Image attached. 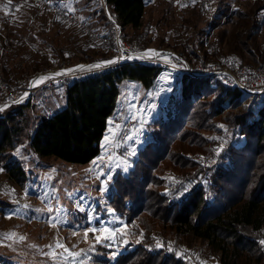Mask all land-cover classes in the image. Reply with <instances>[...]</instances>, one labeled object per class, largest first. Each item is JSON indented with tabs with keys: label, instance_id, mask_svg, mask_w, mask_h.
<instances>
[{
	"label": "trees",
	"instance_id": "trees-1",
	"mask_svg": "<svg viewBox=\"0 0 264 264\" xmlns=\"http://www.w3.org/2000/svg\"><path fill=\"white\" fill-rule=\"evenodd\" d=\"M55 2L66 8L61 1ZM107 2L125 38L134 39L147 1ZM226 7L222 14L227 21L215 33L219 46L215 54L263 64L264 42L256 44L253 39L257 37L255 29L264 34V0L236 5L232 11L229 4ZM87 21L93 27L92 21ZM228 23L235 28L229 31ZM16 26H8V31L22 38ZM76 29L81 38L86 37ZM105 36L109 46H87L88 38L87 42H73L69 37L73 48L66 49L56 40L53 54L59 63L64 58L70 64L108 59L114 41L110 32ZM25 40L18 52L4 58L11 61L4 67L6 73L17 75L15 70L28 62L34 70L53 63L49 55L41 54L39 59L26 49ZM150 41L149 37L146 44ZM181 50L188 61L196 56L187 45ZM215 54L205 50V59L214 60ZM160 72L156 66L125 62L109 71L72 78L66 106L51 116L41 112L34 123L28 110L37 106L31 102L0 112V168H6L18 182L26 177L15 154L26 139L39 156L92 162L101 155L120 83L139 80L149 88L156 84ZM178 80V94L167 117L151 124L150 139L133 166L127 172H117L108 193L110 207L134 237L113 255L112 248L98 244L92 264H203L202 257L192 260L187 237L194 243L206 242L218 264H264V244L260 243L264 240V95L255 96L252 106L243 107L240 91L226 88L215 77L185 74Z\"/></svg>",
	"mask_w": 264,
	"mask_h": 264
},
{
	"label": "rangeland",
	"instance_id": "rangeland-1",
	"mask_svg": "<svg viewBox=\"0 0 264 264\" xmlns=\"http://www.w3.org/2000/svg\"><path fill=\"white\" fill-rule=\"evenodd\" d=\"M59 1L67 10L76 14L77 18L91 20L93 31L105 38L100 43L110 45L105 36L110 32V25H107L108 20L104 18L105 13L98 4L92 0ZM146 1L148 6L143 23L148 26L149 33L141 46L144 49H171L193 65L209 60L205 59V50L211 53L206 45L207 39L208 43L212 40L219 48L215 33L227 21L226 16L222 14L226 6L229 4L232 11L236 5L244 6L251 2V0H195V3L193 0ZM2 6L4 8L1 7L0 15L5 13V6ZM35 11L37 10L32 8L20 10L15 16V23L18 34L24 40L28 39L25 48H30L28 50L39 59L42 57L41 54H47L53 63L60 60L53 54L56 40L66 49L73 48L71 40L87 42V37L81 38L75 27L55 23L48 12ZM233 26L228 23V30L234 29ZM254 31L257 37L253 42L262 44L264 34H259L257 29ZM139 35L138 30L134 39ZM149 37L151 41L146 44ZM100 43L91 45L101 46ZM185 45L196 55L192 56L191 61L181 54V49ZM230 57L237 62H245L237 56ZM6 60L7 58L1 60L4 62L3 67L11 64L10 60L5 62ZM62 61L70 64L66 58L60 62ZM31 65L28 62L15 70L17 80L23 86L28 83V78L35 71ZM163 78L166 81V90L162 93L159 81L149 88L139 80L124 79L120 83L117 107L109 118V121L120 126L112 129L114 133H118V138L110 135L109 141L106 142L103 137L101 155L90 163H72L56 157L39 156L28 145V139L24 140L15 154L24 165L26 177L18 182L9 176L6 168H0V264H92V256L96 253L98 244L112 248L111 255L123 250L122 245L134 235L124 220L110 207L108 193L117 172L120 170L127 172L133 166L139 150L150 139L151 124L157 119L167 117L173 99L178 94L180 77L164 73ZM68 82L56 83L50 88L34 91L33 100L46 99L45 104L52 112L64 108ZM240 100L243 107L252 106L254 102L253 98L248 99L245 104L242 99ZM141 113L144 117L143 127L140 121L134 118V115ZM28 114L34 123L40 116L41 109L38 106L37 108L31 106ZM109 128L110 125L105 135H109ZM129 136L133 139H125ZM106 143L109 145L107 151L104 147ZM94 161L99 163L94 164ZM109 166L112 170V180L107 185V190L101 193L103 177H98L97 173L101 167L107 171ZM81 206L87 211H80ZM49 209L54 211L50 212ZM93 209L94 218L90 219ZM50 217L58 218L59 223H56L55 227L50 225ZM103 227L115 230V235L112 238H103L104 234L99 231H89L85 236L87 229L99 230ZM97 235L102 236V239L96 240ZM186 240L193 254V261L202 257L203 264H218L217 259L213 258L216 254L211 253L206 242L201 243L197 240L194 243L190 237ZM57 242L64 247H58ZM76 253L81 255H75Z\"/></svg>",
	"mask_w": 264,
	"mask_h": 264
},
{
	"label": "built area",
	"instance_id": "built-area-1",
	"mask_svg": "<svg viewBox=\"0 0 264 264\" xmlns=\"http://www.w3.org/2000/svg\"><path fill=\"white\" fill-rule=\"evenodd\" d=\"M95 4H98L104 11L109 25L110 33L114 41V46L109 48L112 51L111 57L108 59H101L97 61H78L73 64H68L66 61L52 63L46 69H37L28 78L26 85H21L14 73H6L3 67V60L7 55L16 53L23 47V39L17 34H10L8 26L11 27L15 23V16L22 9H44L55 20L62 21L70 26L79 28L83 34L88 38V45L92 43H100L105 40L99 33L93 31L87 20L79 19L75 14L65 9L61 4L53 0H0V4L7 7V11L0 15V112L10 109L15 105L27 104L33 102L41 109V112L45 116H51L53 114L51 108L46 106L45 100H33L34 91L42 88H50L56 83H64L70 81L72 78H85L90 74L97 72L109 71L117 68L125 62L129 63H142L145 65L156 66L160 69V74L157 77L161 85L160 92L166 90V81L163 78L164 73L176 75L181 77L185 74L190 76H212L220 80L226 88H234L240 91L242 102L245 104L248 99L254 98L257 95H264V63L263 64H249L237 62V60L231 59L226 55H217L214 60H205L204 63L190 64L183 59L179 54L171 49H157V52L161 53V56L152 59L140 58L145 53L149 57L153 54L147 52L149 49H144L141 45L143 39L148 35V26L142 24L139 25L138 30L140 35L133 39L128 40L123 34V28L121 24L116 20L112 8L108 5L107 0H92ZM211 39V38H210ZM208 40V39H207ZM206 40V45L209 47L211 53H216L217 48L212 40ZM168 55L169 59L165 60L164 55ZM133 57V59H127V57ZM119 57H125L124 59H118ZM116 60L117 62L103 66L100 69H83L77 70L70 74L56 75L55 73H61L65 69H74L78 65H92L102 61ZM172 64L176 67L172 68ZM41 76L50 77L38 86H32V82Z\"/></svg>",
	"mask_w": 264,
	"mask_h": 264
},
{
	"label": "snow or ice",
	"instance_id": "snow-or-ice-1",
	"mask_svg": "<svg viewBox=\"0 0 264 264\" xmlns=\"http://www.w3.org/2000/svg\"><path fill=\"white\" fill-rule=\"evenodd\" d=\"M10 2H11V0H9V3H10ZM193 3H195V0H193ZM184 6H186V5H184ZM5 11H7V7H6V6H5ZM73 11H74V9H73ZM261 11H264V9H262ZM81 19H83V17H82ZM147 52L152 53L153 56H152V57H149V56L147 55V53H145V54H144L143 56H141L140 58H143V59H152V58H155V57H159V56H161V53H159V52H157L156 50H153V49H149V50H147ZM124 58H125V57H119L118 59H124ZM127 59H133V57L129 56V57H127ZM164 59H165V60L169 59V56L165 54V55H164ZM115 62H117V61H116V60H108V61H102V62H99V63H96V64L87 65V66H85V65H78V66H76V68H74V69H65V70H63V72H61V73H55V74H53V77L56 76V75L70 74V73H73V72H75V71H77V70H83V69H85V68H87V69H89V70H91V69H100V68H102L103 66L110 65V64H113V63H115ZM171 66H172V68H175V67H176L175 64H172ZM49 78H50V77H48V76H41V77L37 78L36 80H34V81L32 82V86H38L39 84L43 83L44 81H46V80L49 79ZM169 90H170V89H169ZM137 111H139V110L137 109ZM134 118L137 119V120H139V121H140V124H141V127H143V124H144V117H143V114L141 113V114H139V115H134ZM109 125H110V128H109V135H105V136H104V141H106V142L109 141V137H110V135H111V136H115V137L118 138V133H114V132L112 131V129H114V128H119V127H120L119 125H116L113 121H109ZM220 127L223 128L224 126H223V125H220ZM125 139L132 140L133 137L129 136V137H126ZM117 146H119V145H117ZM104 147H105V150L107 151V148L109 147V145L106 143V144L104 145ZM95 163H99V161H94V164H95ZM118 166H119V165H118ZM111 171H112V170H111V166L108 167V170H107V171H105V170L103 169V167H101V168L98 170V173H97L98 177H100V176L103 177V180L101 181V188H100L101 193H103V192H105V191L107 190V185H108L109 182H111V180H112V174H111ZM186 190H187V188L185 187L184 191H186ZM180 194L182 195L183 192H180ZM25 207H28V205H25ZM79 210H80V211H87V209L84 208V207H82V206L79 207ZM49 211H50V212H51V211H54V209H49ZM94 213H95V210L93 209V215L90 216V219H91V218H94ZM13 214H14V213H13ZM10 215H11V214H10ZM49 223H50L51 226L55 227V226H56V223H59V220H58V218H56V217H50ZM89 231H91V232H97V231H99L100 233L104 234V235H103V238H112V237L115 235V230L110 229V228H108V227H103V228H101V229H99V230L94 229V228L87 229L86 232H85V236H87V232H89ZM109 234H111V235H109ZM20 239H24V237H20ZM101 239H102V236H100V235H97V236H96V240L99 241V240H101ZM125 242L127 243V241H125ZM137 242H139V241H137ZM260 243H261V244H264V240H261ZM57 246H58V247H64L63 245L59 244V242H57ZM75 255H81V253H76Z\"/></svg>",
	"mask_w": 264,
	"mask_h": 264
}]
</instances>
